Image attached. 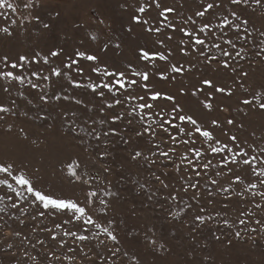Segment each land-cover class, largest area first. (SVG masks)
Wrapping results in <instances>:
<instances>
[{
	"label": "snow or ice",
	"instance_id": "6c2138e0",
	"mask_svg": "<svg viewBox=\"0 0 264 264\" xmlns=\"http://www.w3.org/2000/svg\"><path fill=\"white\" fill-rule=\"evenodd\" d=\"M44 8L0 0V37L31 42L0 53V129L14 137L0 141V230L17 225L0 238L9 264H141L122 246V197L110 178L123 179L127 165L146 173L131 180L144 207L162 201L167 218L189 229L192 260L209 247L198 240L209 225L215 242L230 236L227 246L246 233L264 239V76L244 69L264 66V25L252 20L264 17V0H118V30L99 17L94 28L77 22L84 35L71 45L55 32L60 12L46 18ZM154 237L148 227L146 244L170 251Z\"/></svg>",
	"mask_w": 264,
	"mask_h": 264
},
{
	"label": "rangeland",
	"instance_id": "374dc122",
	"mask_svg": "<svg viewBox=\"0 0 264 264\" xmlns=\"http://www.w3.org/2000/svg\"><path fill=\"white\" fill-rule=\"evenodd\" d=\"M118 0H65L59 2L58 0H44L45 8L44 15L47 18L49 12H60V17L55 24V32L57 34H66L71 37L68 44L71 45L79 36L84 35L83 29L76 30L73 25L77 22L88 24L90 27H96L95 21L97 17L102 18L106 21H111L113 29H119L121 21L119 19L120 12L117 8ZM25 10L21 8L17 14L10 12L6 13L9 19L18 18L20 13ZM252 20L257 25H264V17L255 15ZM6 21L0 18V27L4 26ZM16 30L14 29V32ZM139 31V30H137ZM16 45L14 51H26L30 46L31 42L24 41V38L17 33L16 39L10 41L7 37H0V53L9 51L10 48ZM110 56L112 54H109ZM244 69L250 72L252 78H260L264 76V66L260 63H256L254 66H249L244 63ZM225 82L231 83L227 76L224 77ZM161 88L167 89L171 92H176L179 85L161 84ZM183 100V98H181ZM217 103H224L225 105L234 103L233 100L227 98L221 99L217 97ZM256 120H260L259 116L254 117ZM17 123H24L26 129L30 132L43 131V129H36L31 123L23 120L17 121ZM15 131V129H14ZM54 135V134H51ZM13 141L14 137L8 134H2L0 129V141ZM21 150L24 149L23 145L19 146ZM116 152L118 156H123L125 153L122 152L121 148H117ZM55 160H49L46 162V167L54 166ZM120 160H117V164L113 165L114 169L118 168ZM99 167V163L94 166ZM139 171L133 165H127L123 172V179L121 173L114 171L112 177H110L114 183L115 190L120 192L122 199L117 202L116 219L122 221L121 233L122 246L130 250V252H138L141 264H199L200 260L204 255H212L214 258V264H264V239L257 237L256 242L253 243L252 239L249 238V234H244L241 239H233L232 246H227L226 241L230 236L222 237L224 243L215 242L211 237V230H215L214 225H209L208 228L202 230V234L198 237V240L205 241L209 244L206 250H196L194 252L195 260H192L187 256L189 250L192 249L191 241L188 238L187 233L189 229L184 226L180 220L171 221L167 218V213L160 209V203L153 201L151 207H144L146 198L144 195L138 194L135 190V186L131 183L132 179H137L143 182L146 173L140 176H134L133 173ZM45 182L51 183L52 178L50 175L45 176ZM179 205V202H176ZM182 207V205H179ZM219 207V205H217ZM239 205L233 203V207L229 210V219L234 218L237 215V209ZM135 209L136 215H132V210ZM164 208H168L167 204H164ZM178 210V208H177ZM191 216H188L190 219ZM148 227L155 229V239L158 244L163 242L166 244L170 251L161 250L155 252L149 247L143 240L144 234L147 232ZM17 225L12 224V228L5 226L4 229L0 230V238L3 237L4 232H11L16 230ZM130 230H135L139 233L136 239L124 237V233ZM27 231V229H24ZM149 236L152 233H147ZM255 235V234H253ZM7 243V241H4ZM19 246V241H16ZM11 257L0 252V264H9ZM77 264H80L79 258ZM83 264H89L88 261H84Z\"/></svg>",
	"mask_w": 264,
	"mask_h": 264
},
{
	"label": "water",
	"instance_id": "95a60500",
	"mask_svg": "<svg viewBox=\"0 0 264 264\" xmlns=\"http://www.w3.org/2000/svg\"><path fill=\"white\" fill-rule=\"evenodd\" d=\"M59 2H63V1H65V0H58Z\"/></svg>",
	"mask_w": 264,
	"mask_h": 264
}]
</instances>
